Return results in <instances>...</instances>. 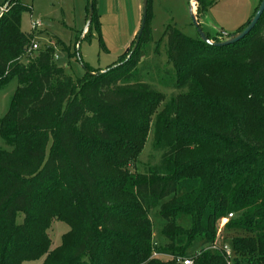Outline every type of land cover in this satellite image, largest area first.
Masks as SVG:
<instances>
[{
    "label": "trees",
    "instance_id": "obj_1",
    "mask_svg": "<svg viewBox=\"0 0 264 264\" xmlns=\"http://www.w3.org/2000/svg\"><path fill=\"white\" fill-rule=\"evenodd\" d=\"M7 1L0 89L13 76L17 87L0 118V137L11 147L0 149V264H175L151 258L153 249L187 256L196 241L194 264H226L223 254L204 246L228 213L234 217L227 230L242 233L228 241L233 264H264V12L245 36L223 45L165 26L157 42H165L174 87L186 92L155 116L154 146L165 150L160 164L132 174L128 165L162 101L135 80L151 40V0L135 49L133 38L117 63L104 71L85 65L83 77L66 74L48 45L23 63L35 36L20 28L30 7L17 0L2 6ZM196 2L198 22L215 0ZM249 20L233 33L219 32L226 40L203 33L221 43ZM186 105L190 114L182 117ZM153 207L164 222L163 245H154ZM54 219L70 229L51 249Z\"/></svg>",
    "mask_w": 264,
    "mask_h": 264
},
{
    "label": "rangeland",
    "instance_id": "obj_2",
    "mask_svg": "<svg viewBox=\"0 0 264 264\" xmlns=\"http://www.w3.org/2000/svg\"><path fill=\"white\" fill-rule=\"evenodd\" d=\"M5 1L0 0V5ZM140 1L94 0L95 18L88 30L85 31L89 0H17V2L30 7V11L21 14V31L31 33L32 22L39 23L34 31L38 48L45 45L51 46L54 49V62L63 67L66 74L72 77H83L86 74L85 65L92 70L104 71L117 63L123 53L131 48V41L136 37L140 24L141 11L138 7ZM260 1L256 0L254 10L259 6ZM150 3L152 17L149 22V30L151 40L143 46L144 56L137 64L135 80L146 83L161 93L162 101L156 113L148 120L149 130L140 153L128 165L132 174L147 173L149 169L160 164L165 150L154 146L155 116L170 99L186 92V89L174 87V70L168 63L165 42L164 40L157 41L168 24L174 25L187 36L197 37L198 35L189 13V0H151ZM250 3L251 0H215L211 13L206 17L204 15L198 16L200 28L211 36L216 35L218 40H226L227 37L221 36L219 32L232 33L245 24L247 21L239 24L241 21L240 14L250 7ZM196 6L195 0L194 7ZM194 10L197 18L196 9L194 8ZM33 55L34 53L26 55L21 61L26 63ZM16 87L17 79L13 76L0 89V118L6 113ZM189 114L190 109L187 105L181 107L182 117H187ZM0 149L6 151L11 149L1 137ZM148 217L152 224L154 243L165 244L166 240L161 234L164 222L159 215L158 207L149 208ZM21 219L22 215H19L17 221L21 222ZM228 222L217 221L216 223V237L218 230H221L217 240L218 246L228 244L231 238L242 235L241 232L227 230L226 224ZM69 229L67 224L56 219L52 220L48 229L51 249L60 244L61 237ZM197 242H194L193 247L188 249L189 255H193L195 250L200 249V246L196 245ZM206 247L207 245L204 246V248ZM154 250L156 251V249ZM212 251L221 253L218 249ZM232 254L230 264H233L234 253ZM157 258L167 260L163 256ZM41 261L42 259L26 261L22 264H40Z\"/></svg>",
    "mask_w": 264,
    "mask_h": 264
},
{
    "label": "water",
    "instance_id": "obj_3",
    "mask_svg": "<svg viewBox=\"0 0 264 264\" xmlns=\"http://www.w3.org/2000/svg\"><path fill=\"white\" fill-rule=\"evenodd\" d=\"M8 4H9V1H7L4 4V6L0 9V16L6 10ZM147 12H148V0H141L140 24H139V29H138V31L136 33L135 41H134V44H133V47H132L131 51H133L135 49L136 45L138 44V42H139V40L141 38L142 32H143V30L145 28V25H146ZM263 12H264V0H261L257 10L255 11V13L253 15V17L249 20V22L246 25V27L240 33L232 36L227 41H224V42H221V43H214L213 41L208 40L206 38V36L204 35L203 31L199 27L197 19L195 17V14H194V12H192V9H191V0H189V13H190V16H191V19H192V23L196 27L199 37L202 40H204V41H206V42H208L210 44L223 45V44L235 42L236 40L242 38L243 36H245L255 26V24L258 22L259 18L263 14ZM92 14H93V6H92V1L90 0L89 4H88L87 23H86V26L84 27L85 31L88 28V26L90 25V22H91V19H92Z\"/></svg>",
    "mask_w": 264,
    "mask_h": 264
},
{
    "label": "built area",
    "instance_id": "obj_4",
    "mask_svg": "<svg viewBox=\"0 0 264 264\" xmlns=\"http://www.w3.org/2000/svg\"><path fill=\"white\" fill-rule=\"evenodd\" d=\"M39 26V23L36 22H32L31 24V30L32 33L34 34V31L36 30V28ZM36 49H38V44L35 41V36L33 37V39L31 40L30 45L26 48L25 53L27 55H30L33 51H35ZM234 217L233 213H228L225 217L221 218L219 221H221V223H223L224 221L227 222L229 220H231ZM220 223V222H219ZM221 230L219 229L217 232V237L216 239L213 241L212 244H210L209 246H207L205 249H210V250H215L218 249L221 254H223L227 264H230L231 262V258H232V249L228 244H223L222 246H218L217 245V240L219 238V234H220ZM155 245V243H154ZM200 250H198L199 253ZM196 253V252H195ZM195 253L193 255H187V256H175V255H171L168 253H162L159 251H155L153 249L152 254H151V258H157L159 256H163L166 257L167 260H173V262L175 264H194V258L193 256L195 255Z\"/></svg>",
    "mask_w": 264,
    "mask_h": 264
},
{
    "label": "crops",
    "instance_id": "obj_5",
    "mask_svg": "<svg viewBox=\"0 0 264 264\" xmlns=\"http://www.w3.org/2000/svg\"><path fill=\"white\" fill-rule=\"evenodd\" d=\"M255 2H256V0H251V3H250L251 5H250V7H249L244 13L240 14V16H241L240 20H241V21H240L239 24H243L244 22L248 21V20L251 18L252 14H253V11H254ZM150 4H151V3H150ZM1 7H2V4L0 5V9H1ZM138 7H139V10L141 11V1H140V3H139V6H138ZM195 9H196V7H195ZM211 9H212V7L208 9V11H207L205 17H206L209 13H211V12H210ZM194 12H195V10H194ZM151 17H152V15H151ZM241 26H242V25H241ZM232 33H233V32H232Z\"/></svg>",
    "mask_w": 264,
    "mask_h": 264
},
{
    "label": "bare ground",
    "instance_id": "obj_6",
    "mask_svg": "<svg viewBox=\"0 0 264 264\" xmlns=\"http://www.w3.org/2000/svg\"><path fill=\"white\" fill-rule=\"evenodd\" d=\"M194 5H195V0H191V9H192V12H194Z\"/></svg>",
    "mask_w": 264,
    "mask_h": 264
}]
</instances>
